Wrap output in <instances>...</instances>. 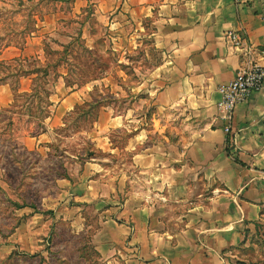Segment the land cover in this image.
Returning a JSON list of instances; mask_svg holds the SVG:
<instances>
[{"label": "crops", "instance_id": "obj_1", "mask_svg": "<svg viewBox=\"0 0 264 264\" xmlns=\"http://www.w3.org/2000/svg\"><path fill=\"white\" fill-rule=\"evenodd\" d=\"M69 17H84V33L91 21L106 27L122 50L137 39L152 68L139 71L137 108L121 113L88 106L97 101L96 79L66 83L63 68L53 80L51 127L96 112L83 159L70 154L57 179L59 204L77 212L78 230L91 227L84 212L96 218L91 242L101 264H229L264 228V86L236 106L232 136L219 86L264 57L234 49L225 34L264 48V0H71ZM60 18L45 16L37 27L55 30ZM40 34L0 49L8 70L0 75V110L15 94L35 93L46 59ZM21 58L14 69L10 61ZM80 107L89 110L79 115ZM116 132L128 134L121 145ZM31 139V148H55Z\"/></svg>", "mask_w": 264, "mask_h": 264}, {"label": "rangeland", "instance_id": "obj_2", "mask_svg": "<svg viewBox=\"0 0 264 264\" xmlns=\"http://www.w3.org/2000/svg\"><path fill=\"white\" fill-rule=\"evenodd\" d=\"M70 10L71 0L0 1V49L8 45L22 48L40 30L46 58L38 68L37 93L15 94L10 107L0 110V264H101L91 242L96 218L84 212L83 222L91 227L78 230L73 224L77 212L59 204L57 180L74 160L70 154L77 161L83 159L88 147L84 131L96 112L90 108L89 114L77 117L73 113L67 126L51 127L49 94L53 80L65 68L69 71L66 83L98 80L93 92L96 106L108 104L121 113L128 107L137 108L139 71L147 72L152 66L146 51L135 46L137 39L122 50L108 37L106 27L93 21L89 22L90 33H84V17L71 18ZM54 15L61 17L55 30L44 32L37 27L45 16ZM144 44L150 48L148 41ZM23 63L22 58L10 61L14 69ZM7 71L0 64V75ZM38 136L43 144L52 141L55 148L27 146ZM111 137L121 145L128 134L116 132ZM237 254L229 264H264V228Z\"/></svg>", "mask_w": 264, "mask_h": 264}, {"label": "built area", "instance_id": "obj_3", "mask_svg": "<svg viewBox=\"0 0 264 264\" xmlns=\"http://www.w3.org/2000/svg\"><path fill=\"white\" fill-rule=\"evenodd\" d=\"M236 5H241L248 0H233ZM225 38L234 49L244 51L247 55L256 53L264 57V48H258L253 45H246L244 38L239 32H227ZM264 86V65L259 61L251 62L248 67L238 71L235 78L219 86V92L222 97V105L226 109V119L228 124L225 131L232 136L230 122L232 120L235 108L238 104L248 101L251 96L260 91Z\"/></svg>", "mask_w": 264, "mask_h": 264}, {"label": "trees", "instance_id": "obj_4", "mask_svg": "<svg viewBox=\"0 0 264 264\" xmlns=\"http://www.w3.org/2000/svg\"><path fill=\"white\" fill-rule=\"evenodd\" d=\"M9 71H10V70H9ZM42 71H43V74H45V75L47 74V71H46L45 68H44ZM37 86H38V85H37ZM37 86H36V88H35V91L38 89ZM97 102H98V101H96V103H90L88 106H89V107L92 106V105H93V106H96V104H98ZM79 109H80V111L78 112L79 115H80V113L85 112V111L87 110V109H85L84 107H80Z\"/></svg>", "mask_w": 264, "mask_h": 264}]
</instances>
